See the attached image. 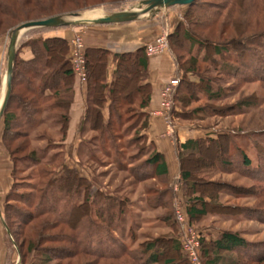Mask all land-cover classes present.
Wrapping results in <instances>:
<instances>
[{
	"label": "trees",
	"instance_id": "1",
	"mask_svg": "<svg viewBox=\"0 0 264 264\" xmlns=\"http://www.w3.org/2000/svg\"><path fill=\"white\" fill-rule=\"evenodd\" d=\"M14 1L20 0H0V29L12 30L29 20L28 14L21 16L14 8L15 5L22 8L26 1L18 4ZM96 2L60 0L56 6L48 7H74L73 11H77ZM180 5L185 7L168 33L167 49L173 56L174 75L178 77L169 114L181 119H200L205 114L201 112H207V108L214 113L219 109L210 104L190 109L184 105L199 99L201 93L209 101L229 96L234 85H223V75H229L237 85L254 78L264 83V0H193ZM66 12L70 11L55 14ZM52 13L48 12L46 17L55 15ZM8 18L13 21L8 22ZM37 27L46 30L59 26ZM199 30L206 31V35ZM211 33L217 37L212 38ZM24 46L30 47L31 57L20 55ZM110 55L115 66L108 79ZM149 56L145 44L118 52L102 46L84 47L86 104L78 126L81 136L76 146L78 158L70 165L63 147L77 77L69 41L63 35L41 32L20 40L11 91L0 116L2 141L12 161V183L3 202L2 216L9 229L7 238L11 240V235L18 248V264H36L34 258L27 263L28 254L35 251L41 254L39 264H64V261L71 264L79 255L90 258L76 264H112L111 259L118 258H123L122 264H190L183 251L174 211L175 183L180 184L179 196L191 224L210 214L234 217L252 210L258 215L264 213V207L220 201L224 192L263 200L259 193L264 195V141L253 139L257 163H252L247 148L236 143L229 130L184 141L175 139L178 174L174 179L169 178L164 153L147 133L152 93ZM202 64H206L204 69ZM250 104L248 100L239 101L234 109ZM86 128L92 131L90 138L83 135ZM93 140L99 141L104 154L118 160L117 168L128 169L135 180L147 182L151 178L160 182L161 185H145L148 188L144 197L151 208H164L157 217L169 231L146 237L136 246L129 245L115 232L124 222L129 199L114 192L111 196L103 193L94 185L93 177L89 179L78 171L86 158L83 149L93 144ZM133 146L136 151L124 157L125 150ZM139 155L145 157L133 162ZM18 161L33 166L34 181L31 177L18 178ZM215 170L239 171L249 178L260 177L263 183L258 187L254 182L246 188L199 175L202 171ZM20 185H27L28 189L18 192ZM16 201L23 202L26 208ZM199 232L201 264H247L253 259L264 260V239L251 241L239 231L226 228H220L216 235ZM47 242L55 243L44 245Z\"/></svg>",
	"mask_w": 264,
	"mask_h": 264
},
{
	"label": "rangeland",
	"instance_id": "2",
	"mask_svg": "<svg viewBox=\"0 0 264 264\" xmlns=\"http://www.w3.org/2000/svg\"><path fill=\"white\" fill-rule=\"evenodd\" d=\"M17 1V0H16ZM20 0L18 3H20ZM24 6L20 8L15 5L14 8L21 13V16H28L29 20L35 18H43L46 17L48 12H64V11H73L76 10L74 7H64V9H55L49 8L48 6L55 5L60 3V0H25ZM30 1L29 3H27ZM32 1V2H31ZM98 1V0H97ZM112 0H103L101 2L91 3V5L85 6L83 9L78 10L81 11L85 16H95L100 13H106L114 10H119L121 8H129L133 7L139 0H122L117 4H111ZM221 1V0H217ZM17 3V2H13ZM17 3V4H18ZM68 5V4H67ZM73 6V5H71ZM185 7V6H184ZM57 8V7H56ZM4 10H7L6 7H3ZM184 9V8H183ZM62 10V11H57ZM11 11V10H10ZM28 14V15H27ZM178 14V13H177ZM3 16V15H1ZM171 17V16H170ZM25 18V17H21ZM9 19V18H8ZM160 20H164L162 16H159ZM179 19V18H178ZM13 21L9 19L8 22ZM27 21V20H25ZM178 21V20H177ZM24 22V21H22ZM21 22V23H22ZM20 24V23H19ZM67 26V25H66ZM70 26V25H68ZM67 27H63L61 29H67ZM172 29V28H171ZM10 29L3 27L0 29V49L4 50L6 54L7 44L9 41ZM162 31V30H161ZM201 34L206 35V31L199 30ZM45 34H55L57 30L54 31L51 29L42 30L37 26L26 28L23 30L18 38L17 45L20 43V40L24 39L27 36L34 35L37 33ZM68 34V31H65ZM169 33V32H168ZM229 33V32H228ZM227 33V34H228ZM157 36V35H156ZM155 36V37H156ZM212 38H216V33H211ZM210 36V37H211ZM69 41V40H68ZM24 52L23 49L20 50V55ZM168 51V49H167ZM206 64H202L201 67L204 69ZM76 74V73H75ZM76 77L80 79L77 75ZM225 77L221 82L223 85H234L233 90L230 92L229 96L220 98L216 101L206 100L205 94L200 95L199 99L190 102L187 105H184L185 109H190L196 105H214L219 111L218 113H214L208 108L207 112L202 111L201 113H205L204 116L201 114V118L196 119H181L176 117H171L170 123L173 125H177L178 123H184L195 128H198L199 131L197 133H215L218 130H229L233 139L236 143L241 144L244 148H247L249 155L251 156L252 163H257L256 150L254 148L253 139L263 142L264 141V83L259 79L254 78L253 80L243 81L242 84H238L237 82L231 78L229 75H223ZM225 81V82H224ZM248 100L252 102L250 105L241 106L240 109H234V106L239 101ZM214 109V108H213ZM166 120V119H165ZM166 124V123H164ZM173 127V126H172ZM71 129V128H70ZM170 130L167 125L165 126V131ZM91 130L86 128L83 135L86 138L91 137ZM173 132H169V137L173 138ZM58 135L57 133L55 134ZM81 136L76 134V130L71 129L68 133L65 143L64 149L66 151V162L70 165L75 164L78 155L76 153V146L80 141ZM123 144V139L121 140ZM93 144L87 145L84 147L83 152L85 154V160H83V165L78 166V171L81 175H85L89 179L93 177V183L95 186H99L103 193L110 195L111 192L116 193L117 195L125 196L129 199L127 205V211L125 214L124 222L115 230L117 234H119L129 245L136 246L139 242L146 239V237H153L165 234L169 231L168 226L164 224V221L158 219L157 215L164 212V208H151L144 197L146 186L152 185L153 183L157 185H161L156 180H152L149 178L147 182H141L135 180V178L131 175L128 169H121V167L117 168V161L111 156V154H104L102 152V148L99 144V141L93 140ZM44 143V141H41ZM94 149V150H93ZM136 147L133 146L128 150H125L126 157L129 153H133L136 151ZM90 150V151H89ZM142 157L139 155L135 160H139ZM125 163H129V161H125ZM17 166L20 168L17 170V175L19 179H29L35 180V171H32L33 166H27L23 161H18ZM35 169V168H34ZM32 171V172H31ZM29 173V174H28ZM203 179L208 180H219L231 184L244 185L248 188L251 183L258 184L263 183L259 178H249L248 176H243L239 171L225 172V171H202L199 174ZM250 176V175H249ZM26 177V178H25ZM24 181V180H23ZM149 182V183H148ZM157 182V183H156ZM149 184V185H147ZM264 184V183H263ZM146 185V186H145ZM243 186V187H244ZM241 189V190H245ZM28 189L27 185H20L17 189L18 192L26 191ZM261 193V194H260ZM260 198L263 200H259L256 196H238L233 195L232 193L224 192L220 195V201L225 203H232L243 206H258L264 207V195L260 191ZM14 197V196H12ZM16 199V197H14ZM22 207L23 202L16 201L14 202ZM174 203V202H173ZM256 211H246L244 215H238L234 217H222L216 214H210L202 218L200 221L192 224L198 231H201L202 234L208 236L209 234H214L219 231L220 228H226L231 230H237L243 235L246 239L251 241H259L264 239V213H260L258 215ZM135 223L133 224V222ZM59 227L55 228L54 231L58 230ZM7 234V233H6ZM10 235V234H9ZM8 235V236H9ZM7 238V235H6ZM9 247L10 252L17 251L18 248L13 242V237L10 235ZM19 239V237H18ZM20 241V240H19ZM55 242H47L44 245H51ZM41 254L39 252H31L28 254L27 263H29L33 258L35 259V263L39 264V257ZM124 257V256H123ZM20 258V255H19ZM90 258V256H80L78 258L72 259L71 264H76L82 259ZM123 258L111 259L112 264H122ZM66 262L64 261V264ZM247 264H264V260L253 259L250 260Z\"/></svg>",
	"mask_w": 264,
	"mask_h": 264
},
{
	"label": "crops",
	"instance_id": "3",
	"mask_svg": "<svg viewBox=\"0 0 264 264\" xmlns=\"http://www.w3.org/2000/svg\"><path fill=\"white\" fill-rule=\"evenodd\" d=\"M183 8L184 5L176 4L167 8H161L155 13L144 15L134 20L84 24L82 25L84 45L106 47L112 52L132 50L139 45L146 44L164 29H167L169 32L176 24ZM159 16H162L164 20H160ZM63 27L67 26L53 28L51 29V32L56 29L57 33L55 34L63 35L69 39V33H71L72 28L68 27L67 29H61ZM65 31H68L69 33L66 34ZM22 49L24 51L23 53L21 51V56L23 58H29L32 56L30 47L24 46ZM4 50L0 49V101L4 91V75L6 70V54L4 53ZM114 66L112 55H110L109 66L107 69L108 79L112 77ZM174 68L173 56L170 51L149 56V80L152 83V93L148 108L150 112V122L147 133L149 137L153 139L156 147L164 153L170 179L176 178L178 174L177 156L174 147L175 139L184 141L190 137L205 135L203 133L198 134V128L187 124L184 125V123H178L177 125L170 124L169 127L164 115L159 111L161 109V88L168 78L174 75ZM85 104L86 82L85 80L77 78L75 84V98L70 108L68 133L71 129H75L76 134L80 135L78 126L84 113ZM103 112L105 115L107 114L106 109H104ZM166 125L170 128L169 131H165ZM2 130L3 121L0 118V264H16L19 252L18 250L10 252L9 241H7L6 238V233L9 231L7 230V225L2 216L3 202L12 183V161L2 141ZM169 132H173L172 139L169 137ZM175 189L177 191V196H179L181 193L179 183H175ZM216 234L217 233H214L212 235Z\"/></svg>",
	"mask_w": 264,
	"mask_h": 264
},
{
	"label": "built area",
	"instance_id": "4",
	"mask_svg": "<svg viewBox=\"0 0 264 264\" xmlns=\"http://www.w3.org/2000/svg\"><path fill=\"white\" fill-rule=\"evenodd\" d=\"M72 28L69 37L70 56L73 69L76 75L85 80V58L84 41L82 25H70ZM168 48V31L164 29L160 34L145 44V50L148 55L161 54ZM178 83V77L173 75L163 84L161 88V109L159 110L166 119L168 126L171 124L169 109L172 103V93L175 85ZM170 127V126H169ZM174 211L178 221L179 230L182 234L183 251L189 259L190 264H201L200 260V232L188 221L185 204L180 196L174 199Z\"/></svg>",
	"mask_w": 264,
	"mask_h": 264
},
{
	"label": "water",
	"instance_id": "5",
	"mask_svg": "<svg viewBox=\"0 0 264 264\" xmlns=\"http://www.w3.org/2000/svg\"><path fill=\"white\" fill-rule=\"evenodd\" d=\"M193 0H139L133 7L101 13L95 16H85L81 11H70L50 15L39 19L24 21L13 27L10 31L9 41L6 49V70L4 75V91L0 101V116L7 104L11 91V80L13 65L16 56L17 41L20 33L26 28L34 26H62V25H84L90 23H111L134 20L141 16L159 11L171 5L188 4ZM7 230L9 231L8 227ZM19 257L16 262L18 264Z\"/></svg>",
	"mask_w": 264,
	"mask_h": 264
}]
</instances>
